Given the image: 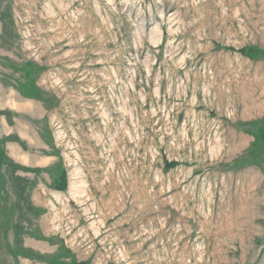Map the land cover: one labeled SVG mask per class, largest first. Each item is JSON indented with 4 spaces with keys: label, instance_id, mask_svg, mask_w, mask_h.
<instances>
[{
    "label": "rangeland",
    "instance_id": "374dc122",
    "mask_svg": "<svg viewBox=\"0 0 264 264\" xmlns=\"http://www.w3.org/2000/svg\"><path fill=\"white\" fill-rule=\"evenodd\" d=\"M0 264H264V0H0Z\"/></svg>",
    "mask_w": 264,
    "mask_h": 264
},
{
    "label": "trees",
    "instance_id": "16d2710c",
    "mask_svg": "<svg viewBox=\"0 0 264 264\" xmlns=\"http://www.w3.org/2000/svg\"><path fill=\"white\" fill-rule=\"evenodd\" d=\"M240 52H243V51H240ZM247 53H251V51H248ZM262 133H263V131H262ZM166 164L168 167L173 165V163H166Z\"/></svg>",
    "mask_w": 264,
    "mask_h": 264
}]
</instances>
